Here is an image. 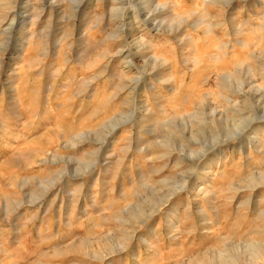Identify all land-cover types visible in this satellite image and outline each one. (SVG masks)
<instances>
[{
	"label": "rangeland",
	"instance_id": "374dc122",
	"mask_svg": "<svg viewBox=\"0 0 264 264\" xmlns=\"http://www.w3.org/2000/svg\"><path fill=\"white\" fill-rule=\"evenodd\" d=\"M0 264H264V0H0Z\"/></svg>",
	"mask_w": 264,
	"mask_h": 264
}]
</instances>
